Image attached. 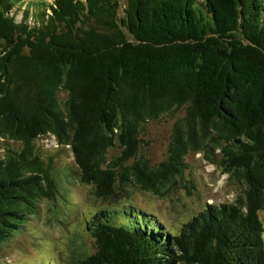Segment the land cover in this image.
Masks as SVG:
<instances>
[{
  "label": "trees",
  "instance_id": "1",
  "mask_svg": "<svg viewBox=\"0 0 264 264\" xmlns=\"http://www.w3.org/2000/svg\"><path fill=\"white\" fill-rule=\"evenodd\" d=\"M126 2L0 0V137L21 143L0 153V249L78 180L108 203L75 264H264V0ZM179 112L152 164L142 133ZM49 133L74 166L41 154ZM191 152L244 189L174 231L132 195L176 189Z\"/></svg>",
  "mask_w": 264,
  "mask_h": 264
},
{
  "label": "rangeland",
  "instance_id": "2",
  "mask_svg": "<svg viewBox=\"0 0 264 264\" xmlns=\"http://www.w3.org/2000/svg\"><path fill=\"white\" fill-rule=\"evenodd\" d=\"M120 2L121 16L127 2ZM24 8L17 13V21H21ZM29 22L34 23L32 16ZM65 94L62 92V96ZM180 113L150 121L142 133V152L152 164L168 157L173 122ZM36 144L42 155L53 157L57 170L74 166L70 147L62 146L54 135L41 136ZM19 146L18 141L0 137L1 154L7 147L17 149ZM119 150L113 149L109 155H118ZM186 162L184 178L166 196H155L139 189L132 195L134 203L159 215L174 231L207 205L234 202L244 189L241 182L223 172L220 164L208 161L203 152L189 153ZM63 189L64 193H59L57 201L43 199L37 213L29 216L19 231L2 245L0 264H75L76 254L94 251L95 240L87 231L86 223L107 206L108 201L100 202L92 186L78 180L66 181ZM260 217L264 225V209L260 211Z\"/></svg>",
  "mask_w": 264,
  "mask_h": 264
}]
</instances>
